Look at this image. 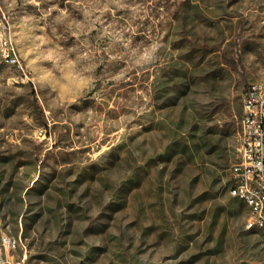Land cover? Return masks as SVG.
Here are the masks:
<instances>
[{"label": "rangeland", "instance_id": "rangeland-1", "mask_svg": "<svg viewBox=\"0 0 264 264\" xmlns=\"http://www.w3.org/2000/svg\"><path fill=\"white\" fill-rule=\"evenodd\" d=\"M53 51L95 67L75 102L39 82ZM261 80L264 0H0L7 264H256L264 229L229 188Z\"/></svg>", "mask_w": 264, "mask_h": 264}, {"label": "built area", "instance_id": "built-area-1", "mask_svg": "<svg viewBox=\"0 0 264 264\" xmlns=\"http://www.w3.org/2000/svg\"><path fill=\"white\" fill-rule=\"evenodd\" d=\"M6 62L23 69L20 57L11 38L1 40ZM239 158L230 168V194L244 195L255 203L253 222L248 229L264 225V80L250 82L243 96L239 131ZM20 245V239L0 232V264L9 263V257ZM256 264H264V258Z\"/></svg>", "mask_w": 264, "mask_h": 264}, {"label": "clouds", "instance_id": "clouds-1", "mask_svg": "<svg viewBox=\"0 0 264 264\" xmlns=\"http://www.w3.org/2000/svg\"><path fill=\"white\" fill-rule=\"evenodd\" d=\"M159 45L152 43L136 57V63H151L156 58ZM49 62L53 63L56 72H42L38 76L39 82L47 87L54 94V99L72 101L86 90L90 89L95 83V67L90 61L78 62L72 58L67 60H55V53L48 54Z\"/></svg>", "mask_w": 264, "mask_h": 264}, {"label": "bare ground", "instance_id": "bare-ground-1", "mask_svg": "<svg viewBox=\"0 0 264 264\" xmlns=\"http://www.w3.org/2000/svg\"><path fill=\"white\" fill-rule=\"evenodd\" d=\"M3 55L5 57V49L3 50ZM237 197L240 198L246 205V208H247L246 222H253L254 214H255V203H254V201L251 198H248L244 195H237ZM257 229H264V225L257 226Z\"/></svg>", "mask_w": 264, "mask_h": 264}]
</instances>
